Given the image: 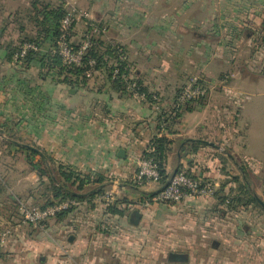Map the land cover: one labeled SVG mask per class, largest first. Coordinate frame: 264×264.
Segmentation results:
<instances>
[{
  "label": "crops",
  "instance_id": "1",
  "mask_svg": "<svg viewBox=\"0 0 264 264\" xmlns=\"http://www.w3.org/2000/svg\"><path fill=\"white\" fill-rule=\"evenodd\" d=\"M83 6L97 22L107 25L109 41L124 48L135 67L133 73L147 91L160 96L162 106L169 108L192 77L207 89L201 104L184 110L161 136L172 142L165 161L169 179L177 169L185 170L214 192L222 189L227 194L236 187L228 167L241 166L239 180L249 184L247 176L252 178L251 190L264 203V148L255 142L256 98L264 88V0H87ZM5 31L0 30L1 42ZM5 57L0 43V65ZM8 64L23 82H15L17 88L12 85L10 97L7 81H0V130L7 124L8 134L19 140L11 151L18 174L12 182L0 179V196L13 187L20 196L6 193L0 200L4 210L0 219L17 226L0 245V264H176L167 261L169 252L186 253L184 264H198V249L208 242L206 264H213L212 256L220 247L238 253L236 263L226 264H264V244L257 247L251 240L247 244L248 235L257 229L248 224L240 227L248 212L264 224V216L254 207L230 211L214 196L165 205L140 194L155 195L162 188L160 181L132 189L129 178L136 173L137 161L158 134V115L150 103L113 90L102 73L95 74L101 81L72 89L51 77H40L36 65L21 69ZM23 84L30 85L28 90ZM6 137L0 134V139ZM120 149L124 158L117 156ZM60 166L81 174H101L105 191L116 186V200H127L129 209L122 217L110 215L97 196L87 198V193H81L86 199L78 201L73 212L49 220L45 229L18 225L16 208L24 204L21 199L27 206L39 207L40 182L47 179H41L37 170L47 168L54 175ZM159 207L167 214L162 220ZM134 210L141 214L137 226L129 222ZM156 228L167 231L165 235L171 231L196 235L165 236L156 244L150 241ZM198 234L203 239L200 244ZM155 247L161 249L157 251L165 262L149 258ZM253 247L261 251L259 259L255 254L242 256Z\"/></svg>",
  "mask_w": 264,
  "mask_h": 264
},
{
  "label": "trees",
  "instance_id": "2",
  "mask_svg": "<svg viewBox=\"0 0 264 264\" xmlns=\"http://www.w3.org/2000/svg\"><path fill=\"white\" fill-rule=\"evenodd\" d=\"M32 8L35 12L32 21L34 23L36 35L31 39H22L17 47L13 43L7 46V48H5V60H7L8 63H13L21 69H28L29 67L36 65L38 66L40 72H44V75L50 76L53 81L64 83L67 87L72 89L86 87L88 84V78L86 74L88 72H91L92 74L102 73L104 83L109 85L115 91L128 94L126 85L121 79V75L124 73V68L128 65V60L125 50L120 44L106 39L93 38L84 52L79 66L65 65L60 55L57 53H51L52 50L56 48L57 42L61 35V20L65 16V11H63L60 7H40L37 5V2L32 3ZM25 43L32 44L36 49L28 51L22 60L16 61L14 59V55ZM69 46L72 48V50L76 51L80 48L81 43H70ZM45 48L46 51H44ZM119 51L125 55L126 59L124 61L120 59ZM91 62H93L92 65L90 64ZM115 70H118L117 77H114ZM127 71H129V69ZM127 74L134 75V73L131 71L127 72ZM137 83L140 86V91L147 94L148 103H150L152 94H149L148 91L142 86L141 81L137 80ZM178 92L179 90L177 93ZM202 100L199 101L198 104H201ZM150 104L153 103L151 102ZM187 108L188 107L184 108L174 119L170 120L166 130L169 129L170 124H174L176 120L181 117L182 112ZM162 123L163 121H161L160 117L158 116L156 129L157 133ZM3 126H5L4 131L7 134V145H18L19 140H14L13 137L8 134V125L6 124ZM171 144L172 142L166 137H158L155 134V136L150 140L148 146L150 149H153V152L148 153L145 151L143 153V157H146L147 159H153V161L156 162L160 174L159 181L162 184V187L168 183L169 179V175H167L165 171V161L167 153L171 151ZM29 151L31 154L36 155L34 151ZM45 159L48 160V157L46 156ZM179 170L180 169H177L176 172ZM37 173L41 179L44 177L47 179V181L40 182V184L43 186L42 196L44 197L42 204L39 205L40 208H45L57 201L69 199L82 201L86 198L79 197L77 194L89 193L94 190V193L88 194L87 196V198H91L104 193L106 190L105 179L101 174H81L74 169L61 166L54 175L50 174V170L47 168H40L37 170ZM231 181L238 184L236 192L237 194H233L234 190H229L228 193L225 194V192L220 189L218 192L216 191L212 195L219 201V203L226 204L230 211L234 210L238 206H251L264 211V206L259 203L258 197L251 190L250 184H248L247 180L244 182L239 180V177L232 176ZM89 184L95 185H93L92 189L85 190V186ZM131 186L133 190H139L140 187V185L132 182ZM140 194L143 197H147L148 199H152L155 196L153 193L140 192ZM130 204L131 203L127 202L125 199H118L113 203L105 205V211L110 215L122 217L124 216L126 210L129 209ZM18 205L19 204H17L16 208L17 215ZM120 206H122V208ZM71 212H73L72 208L65 212L59 213L56 215V217H63L64 215Z\"/></svg>",
  "mask_w": 264,
  "mask_h": 264
},
{
  "label": "built area",
  "instance_id": "3",
  "mask_svg": "<svg viewBox=\"0 0 264 264\" xmlns=\"http://www.w3.org/2000/svg\"><path fill=\"white\" fill-rule=\"evenodd\" d=\"M80 25L84 28L82 36L83 42H81L80 48L75 51L69 46V38L71 39L73 29ZM107 33V25L100 24L95 19H91L88 11L69 7L65 10V16L61 20V35L57 42V46L51 53H57L60 55L65 65L79 66L81 58L89 46L90 41L93 38L106 39ZM35 49L36 48L32 44L25 43L14 55V59L16 61L22 60L28 51ZM121 53L122 52L119 51V57L124 61L126 57ZM90 64L92 65L93 62ZM128 69L131 71L129 64L124 68V73L121 75V79L126 85L129 96L142 102H148L147 94L140 91V86L138 85L137 80L134 81L132 77L129 76L131 74H127V72H129L127 71ZM117 73L118 70H115L114 77H117ZM86 76L91 77V72H88ZM206 94L207 89L202 86L200 80L197 77H192L175 95L169 108H163L162 105H159L157 95H152L151 102L153 104L151 105L161 121H163L157 136L161 137L164 135L170 120L174 119L188 104L198 103L205 98ZM146 151L151 153L153 152V149L148 147ZM136 170V173L129 178L132 183L143 185L149 182H159L160 180L157 164L153 159L141 157L137 161ZM214 191L215 190L212 186L201 183L199 180L191 177L185 170H179L175 172V174L169 179L168 183L155 194L153 200L156 203L165 205L177 204L197 197L212 196ZM116 192L117 187L114 186L113 189L99 194L97 196L98 203L103 205L112 203L116 196ZM78 205V201L74 199L57 201L45 208L35 206L28 207L25 204L19 203L18 225L20 223L30 224L40 229H45L49 220L55 218L59 213L77 207ZM0 222L2 223L0 225V245H2L12 236V233L17 226H14L11 223H3L1 219Z\"/></svg>",
  "mask_w": 264,
  "mask_h": 264
},
{
  "label": "rangeland",
  "instance_id": "4",
  "mask_svg": "<svg viewBox=\"0 0 264 264\" xmlns=\"http://www.w3.org/2000/svg\"><path fill=\"white\" fill-rule=\"evenodd\" d=\"M85 1H87V0H15V3L13 4V3L9 2L8 0H5V1L0 0V30L4 29V28L6 30L4 32V35H3L4 41L3 42L0 41V43L1 44L3 43L4 49L7 48V46L11 45L12 43L17 47L19 45V42L22 39L23 40L26 38L31 39L32 37H34L36 35V30L34 28V23L32 21L34 14H35L34 9L32 8L33 2H37V5L40 7H45V6L46 7L47 6L60 7L63 11H65L69 7L84 9L83 3H85ZM1 7H3V8H1ZM88 12L91 16V19H95L94 14L91 11H88ZM83 32H84V28H82L81 25L78 27H75L73 29V33H72V36L70 39V43L77 44V43L83 42V39H82ZM106 37H107L106 40H109L111 38L109 32L107 33ZM44 51H46V48ZM126 57H127V55H126ZM127 60H128V58H127ZM5 63H7V64H5ZM128 64L131 67V69H130L131 72H133V68H135V67H132V65L129 63V61H128ZM3 67L5 70L2 69ZM10 67H12V66H11V64H8L7 60H5L3 62V64L0 65V71H2V73L4 74L3 76H0V78H1L0 81H5V80L7 81L5 88L9 89V91L12 93V94L9 93L10 97H11L12 95H14L15 88L19 87V85H17V84L20 82H23V81L21 80L22 75L18 74L16 71H15L16 73L13 72L11 69H9ZM38 75L40 77H43V76L47 77L46 80L50 79V76L44 75V72H39ZM129 76H131L134 81L139 80L137 78V76H135V74L134 75L132 74ZM87 78H88V81H87L88 84L101 81L97 77H95V74H92V73H91V77H87ZM148 80H149V82L150 81L152 82V80H150V77L148 78ZM15 82L17 84H15ZM187 82L185 84H187ZM12 85L13 86L15 85V88L12 87ZM29 86L30 85L23 84V88L25 90H28ZM5 88L3 87L2 91ZM33 88H35V87H33ZM4 92L6 93V91H4ZM148 93L150 94L151 92L148 91ZM151 94L156 95L154 92ZM157 97L159 99L158 104L162 105L161 100H160V96L157 95ZM5 98L7 99V96ZM256 101H258L257 109L259 111V117L257 118V121H256L258 137H257L255 142L258 143V147L260 149H263L264 148V88L260 89L259 95L256 98ZM198 103L188 104L186 107H188V108L195 107V106H197ZM162 107L165 108L164 106H162ZM2 132H4V134L7 135L4 130H2ZM2 132L0 130V134ZM13 139L18 140L15 137H13ZM6 141H8L7 138L0 139V179H2L3 181L12 182L15 180V176L18 173L16 172L17 169L14 168L15 167L14 166L15 165V158L13 156H11V151L14 150V148L12 145H7ZM236 162L238 164V160H236ZM238 165H240V164H238ZM240 167L241 166H238L237 168L234 166H229L228 169L233 173V175L235 177L240 178L241 177ZM7 168H10V169L8 170ZM233 175H231V176H233ZM247 179H249L248 181H250V183L253 180L252 178H249V176H247ZM237 188H238V185L236 184L234 191L237 192ZM26 191H27V193H30V191H28V190H26ZM6 193H11L12 196H14V197L20 196V191L17 190L15 187H13L12 189H8V191L3 193L2 196H5ZM2 196H0V200L2 199ZM116 197H118V196H115L114 200H116ZM43 198L44 197L42 196V194H40L39 202H37V205L42 204ZM21 202H24V204L27 203L24 198L21 199ZM8 207H9V209H12L11 204H9ZM160 209L162 212L160 213L159 216L162 220V218H165L164 215H167V214H165L164 208L159 207V211H160ZM167 209L172 210L171 208H167ZM173 210L178 211L179 209L177 210V208L174 207ZM0 211L3 212L4 210L1 209ZM255 211L264 216V211H262L261 209L255 208ZM1 217L4 218L2 215H1ZM253 218L254 217H253V215L251 216L250 212L243 215L242 218L240 219L241 220L240 227H243L244 225H247V224L250 225L251 230H252V227H255L257 229L256 232L250 230L251 235H248L249 239H247L248 241L247 240L246 241H247V244H250L249 240H251V241H253V243H257V247H260L259 246L260 242H262L264 244V224L263 223L259 224L257 222V220H255ZM166 232L167 231H165L163 228H156L155 231L152 233V235H150V241L158 244L159 242L163 241V239H164L163 237H165V236L166 237H168V236H170V237L176 236L177 237L178 236V237H184L185 239H189L190 237L196 235L192 232L190 233V232H185V231H179V232L171 231V233L169 232V234L165 235ZM257 238H258L259 242H257ZM202 240L203 239H200V235L198 234L196 241L200 244V243H202L201 242ZM209 244L210 243L208 242V246H204L205 248L203 247V248L198 249V255H197L198 264H206L205 260L207 258H209V256H207V253H206L207 249H208V251L210 250ZM263 247H264V245H263ZM215 248H217V247H215ZM157 250H161V249H158L157 247H155V249L153 251H149V258H151L154 263H160L163 261L165 262L163 253H160ZM246 250H245V253L243 252L242 256L246 255V257L248 258L249 255L255 254L256 259H259V257H258L259 255H257V254H259L261 251L256 252L255 247H253V249H250V250L247 248ZM237 256H238V253H235L231 249H222V247H220L212 256V263L213 264H226L228 262L229 263H236L237 262L236 261Z\"/></svg>",
  "mask_w": 264,
  "mask_h": 264
},
{
  "label": "water",
  "instance_id": "5",
  "mask_svg": "<svg viewBox=\"0 0 264 264\" xmlns=\"http://www.w3.org/2000/svg\"><path fill=\"white\" fill-rule=\"evenodd\" d=\"M205 143L209 144L210 146H213V147L217 148L213 143H209V142H205ZM117 156L121 157V158H124L125 157V152L122 149H120L118 151V153H117ZM175 172L173 173V175L175 174ZM94 192L95 191L93 190V191L87 193V195L88 194H92ZM77 196L82 197V196H85V195L84 194H77ZM258 201H259V203L262 206H264V203L260 199H258ZM140 219H141L140 212L138 210H134L130 214L129 222H130L131 225L137 226L139 224V222H140ZM167 261L169 263L184 264V263L188 262V255L186 253L169 252L168 255H167Z\"/></svg>",
  "mask_w": 264,
  "mask_h": 264
}]
</instances>
